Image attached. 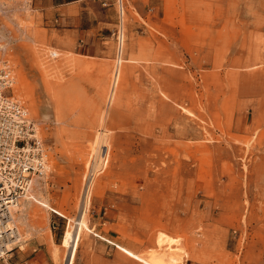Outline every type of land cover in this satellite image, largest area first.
<instances>
[{
    "label": "rangeland",
    "instance_id": "1",
    "mask_svg": "<svg viewBox=\"0 0 264 264\" xmlns=\"http://www.w3.org/2000/svg\"><path fill=\"white\" fill-rule=\"evenodd\" d=\"M108 1L99 59L44 0L0 9V59L48 161L13 213L23 238L5 264H65L64 232L87 203L73 264H148L117 245L264 264V26L242 11L250 1Z\"/></svg>",
    "mask_w": 264,
    "mask_h": 264
},
{
    "label": "built area",
    "instance_id": "2",
    "mask_svg": "<svg viewBox=\"0 0 264 264\" xmlns=\"http://www.w3.org/2000/svg\"><path fill=\"white\" fill-rule=\"evenodd\" d=\"M17 2L0 0V9ZM28 3L32 2H26L27 6ZM115 36L121 55L123 29H117ZM14 84L9 63L0 59V264L7 263L18 246L14 211L28 196L34 178L44 176L48 170L39 126L30 118L25 105L15 98Z\"/></svg>",
    "mask_w": 264,
    "mask_h": 264
},
{
    "label": "crops",
    "instance_id": "3",
    "mask_svg": "<svg viewBox=\"0 0 264 264\" xmlns=\"http://www.w3.org/2000/svg\"><path fill=\"white\" fill-rule=\"evenodd\" d=\"M209 1V0H207ZM243 0H229L237 6V3ZM249 8L244 9L251 15L253 22L261 21L264 26V0H249ZM103 0H44L46 13L58 19L61 24L68 28L65 31L72 33L79 38L80 55L99 59L105 55L100 51V41L103 38V32L107 30L108 25L114 24L115 11L113 2ZM224 0H214V3H223ZM123 4V3H122ZM87 13L89 19L93 21L90 28L84 26L83 15ZM122 14V11H121ZM124 14V12H123ZM122 14V15H123Z\"/></svg>",
    "mask_w": 264,
    "mask_h": 264
},
{
    "label": "bare ground",
    "instance_id": "4",
    "mask_svg": "<svg viewBox=\"0 0 264 264\" xmlns=\"http://www.w3.org/2000/svg\"><path fill=\"white\" fill-rule=\"evenodd\" d=\"M121 56V55H120ZM121 58V57H120ZM121 63V62H120ZM121 66V65H120ZM119 66V67H120ZM118 67V66H117ZM117 68L116 72H115V80L113 83V87L110 93V102L109 104H111L113 102V100L115 99V94H116V89H117V83L118 80L120 78V68ZM20 82V81H19ZM21 86V85H20ZM23 92V91H22ZM102 131V130H101ZM99 131V132H101ZM103 135V134H102ZM99 138V137H98ZM95 139V138H94ZM95 142V141H94ZM99 144V143H98ZM92 147V146H91ZM102 155H104L106 157V155L109 153V148L107 147V145H103L102 146ZM105 147V148H104ZM107 147V149H106ZM99 149L101 148L100 146L98 147ZM95 150V149H94ZM100 151V150H99ZM96 153V152H95ZM101 153V152H99ZM92 154V152H91ZM99 156V155H98ZM97 156V157H98ZM95 161V160H94ZM98 161V159H97ZM105 163V161H104ZM93 164V163H91ZM94 165V164H93ZM92 165V166H93ZM98 165V164H97ZM99 166V165H98ZM101 166V165H100ZM92 178V177H91ZM90 178V179H91ZM92 180V179H91ZM94 180V179H93ZM90 181V180H89ZM90 183V182H89ZM93 183V182H92ZM91 183V184H92ZM89 186V185H88ZM88 189V188H87ZM90 191V190H89ZM88 192V191H87ZM89 194V193H88ZM88 197V196H87ZM88 199V198H87ZM36 201L40 202V204H42L44 207H46L47 209H51L55 212V209H53L50 204L42 199H38L35 198ZM87 208H88V203L87 205H85L82 209L81 214L79 215V217L75 220V226H73V228H71V221L72 219L69 220V226L68 228L65 230L63 238H62V245L63 247H65L67 249V253L65 256V264H73L74 260H75V256H76V252H77V248L82 236V233L85 230H91L90 227L87 225L86 223V214H87ZM25 212V211H24ZM15 236H16V242H20L22 240V233L19 229H17L15 231ZM118 248H120L124 253H126L127 255L137 259V260H143V261H147L148 264H178L181 262L182 256H181V251L180 250H174L171 247H168L164 250H161L160 252H148L145 256H142L140 254L134 253L131 249L124 247L122 245H117ZM184 253V252H183ZM185 257V255H184ZM140 261V262H141ZM143 263V262H142ZM185 263V262H184Z\"/></svg>",
    "mask_w": 264,
    "mask_h": 264
}]
</instances>
